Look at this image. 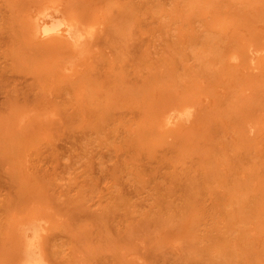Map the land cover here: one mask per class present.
I'll return each mask as SVG.
<instances>
[{
  "label": "rangeland",
  "instance_id": "374dc122",
  "mask_svg": "<svg viewBox=\"0 0 264 264\" xmlns=\"http://www.w3.org/2000/svg\"><path fill=\"white\" fill-rule=\"evenodd\" d=\"M38 222L50 264H264V0H0V264Z\"/></svg>",
  "mask_w": 264,
  "mask_h": 264
},
{
  "label": "bare ground",
  "instance_id": "6f19581e",
  "mask_svg": "<svg viewBox=\"0 0 264 264\" xmlns=\"http://www.w3.org/2000/svg\"><path fill=\"white\" fill-rule=\"evenodd\" d=\"M52 8L53 7H51V10L49 8H48L49 10H42L43 12L39 13L36 17L34 15L33 24H32L33 26L32 32L34 33V36L37 37V39H41V40H45V39L54 40L53 38H55L56 40L66 42L75 47H78V49L85 48L88 45L87 43L89 42L88 41L89 37L85 34L86 32L85 33L83 32L84 28L81 27V25H79V27H81L79 29H83L82 31L79 30L76 27V25L72 23L73 22L72 20H69L68 17L64 18L61 13H59L58 11L54 10V8L53 9ZM88 32H91V35L89 34L90 36L93 35L92 30ZM93 33L95 34V32ZM255 56L256 55L254 54L253 57L255 58ZM169 118H171V115L169 116ZM171 119L172 120L170 121L172 122L173 116ZM183 119L185 121V117H183ZM167 120L168 119L165 120L166 124L168 123ZM176 122H178V118L176 119L175 123ZM43 225L44 224L41 222L34 223L30 225V227L27 229V232H25V235H23L25 241L26 238H29L30 241L28 240L29 242L27 241V245L25 244L23 257L20 264H50L48 261H46L44 257H42L41 248L39 246L40 236L41 234L43 236L44 233Z\"/></svg>",
  "mask_w": 264,
  "mask_h": 264
}]
</instances>
